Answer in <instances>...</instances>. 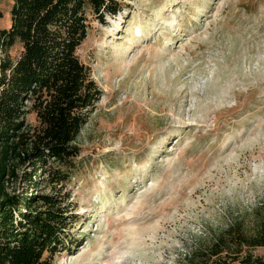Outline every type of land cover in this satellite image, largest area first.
Returning a JSON list of instances; mask_svg holds the SVG:
<instances>
[{
  "label": "rangeland",
  "instance_id": "rangeland-1",
  "mask_svg": "<svg viewBox=\"0 0 264 264\" xmlns=\"http://www.w3.org/2000/svg\"><path fill=\"white\" fill-rule=\"evenodd\" d=\"M126 4L77 49L102 95L60 187L77 246L51 264H180L230 222L251 228L264 203V0ZM30 172L17 167L8 192Z\"/></svg>",
  "mask_w": 264,
  "mask_h": 264
},
{
  "label": "trees",
  "instance_id": "trees-1",
  "mask_svg": "<svg viewBox=\"0 0 264 264\" xmlns=\"http://www.w3.org/2000/svg\"><path fill=\"white\" fill-rule=\"evenodd\" d=\"M127 1L13 0L9 27L0 28V264H51L77 246L70 226L78 218L60 187L79 155L73 142L102 95L77 49L91 21L105 25ZM31 113L35 126L25 119ZM25 165V188L8 192ZM254 213L251 228L234 220L179 263L264 264V254L251 253L264 248V203Z\"/></svg>",
  "mask_w": 264,
  "mask_h": 264
}]
</instances>
